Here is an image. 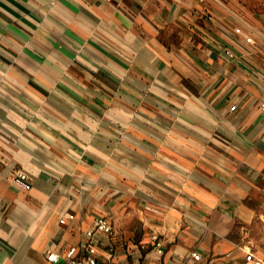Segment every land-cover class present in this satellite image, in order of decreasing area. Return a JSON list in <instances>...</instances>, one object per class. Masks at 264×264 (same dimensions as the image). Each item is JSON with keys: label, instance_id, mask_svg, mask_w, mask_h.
I'll return each mask as SVG.
<instances>
[{"label": "crops", "instance_id": "0c3cea01", "mask_svg": "<svg viewBox=\"0 0 264 264\" xmlns=\"http://www.w3.org/2000/svg\"><path fill=\"white\" fill-rule=\"evenodd\" d=\"M263 104L264 1L0 0V264L264 263Z\"/></svg>", "mask_w": 264, "mask_h": 264}, {"label": "built area", "instance_id": "2783aa9c", "mask_svg": "<svg viewBox=\"0 0 264 264\" xmlns=\"http://www.w3.org/2000/svg\"><path fill=\"white\" fill-rule=\"evenodd\" d=\"M247 43L253 44L255 43L252 37H248L246 39ZM225 55L229 58H233L234 54L231 50H226ZM262 109L264 110V104L262 105ZM231 110H236V106L233 105L231 107ZM13 184L17 186L18 188L24 189V190H30L31 184L29 183V178L27 174L23 172H19L16 174L13 178ZM75 217L73 215H70L67 217V219L73 220ZM66 221V218H63L60 220V223L64 224ZM264 221V219H263ZM100 234H105L108 236H112L114 234L113 229L109 222L103 218V217H96L92 223V226L85 232V238H86V248L88 251L87 256L83 258H75L74 256V250L69 252V254L66 256L65 264H104L99 261L97 257V249L99 247V242L97 239V236ZM195 260H200L199 255L194 256ZM47 260L50 262V264H57L60 260V255L53 252L48 254ZM233 264H264L263 262L256 260L252 254H247L244 262H234Z\"/></svg>", "mask_w": 264, "mask_h": 264}, {"label": "rangeland", "instance_id": "374dc122", "mask_svg": "<svg viewBox=\"0 0 264 264\" xmlns=\"http://www.w3.org/2000/svg\"><path fill=\"white\" fill-rule=\"evenodd\" d=\"M256 1H257V3H258V2H262V1H264V0H256Z\"/></svg>", "mask_w": 264, "mask_h": 264}]
</instances>
